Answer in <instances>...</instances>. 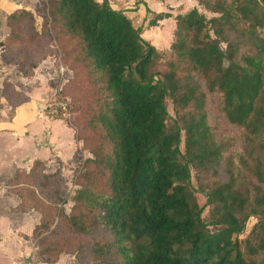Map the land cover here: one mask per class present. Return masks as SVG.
I'll list each match as a JSON object with an SVG mask.
<instances>
[{"label":"trees","instance_id":"trees-1","mask_svg":"<svg viewBox=\"0 0 264 264\" xmlns=\"http://www.w3.org/2000/svg\"><path fill=\"white\" fill-rule=\"evenodd\" d=\"M196 1L215 16L196 7L176 15L165 63L107 0H46L41 29L31 12L7 17L1 55L24 76L58 57L46 51L58 44L73 73L60 94L90 155L70 213L41 161L9 181L14 210L40 214L39 262L67 253L78 264H264V0ZM171 17L151 12L147 28ZM3 95L13 109L29 101L8 82Z\"/></svg>","mask_w":264,"mask_h":264},{"label":"crops","instance_id":"crops-1","mask_svg":"<svg viewBox=\"0 0 264 264\" xmlns=\"http://www.w3.org/2000/svg\"><path fill=\"white\" fill-rule=\"evenodd\" d=\"M107 1L113 9L124 11L137 26H142L143 33L161 28L170 19L174 20L176 28L175 16L185 14H175L173 9L177 5V8L183 5L189 10L195 7L200 9L198 3L191 0H146L144 3H137L138 0ZM44 7V0H0V264H20L36 250L33 233L40 222V214L14 210L20 199L11 192L8 184L15 173L20 169L28 171L35 161H41L45 174L58 175L63 199L72 201L76 175L84 160L90 156L83 149L82 142L77 140L74 126L45 110L72 73L69 70L61 71L58 59L47 56L26 77L16 65L5 63L1 55V42L9 31L7 17L15 11H28L38 19ZM151 12H170L173 17L160 21L158 26L147 28ZM158 37L150 36L148 41L153 44L156 39L153 45L157 49L170 48L174 34L169 40L161 36L159 41ZM7 82L29 96V101L13 109L3 95ZM71 261L70 257L62 256L54 264H69ZM38 264L47 263L38 261Z\"/></svg>","mask_w":264,"mask_h":264},{"label":"rangeland","instance_id":"rangeland-1","mask_svg":"<svg viewBox=\"0 0 264 264\" xmlns=\"http://www.w3.org/2000/svg\"><path fill=\"white\" fill-rule=\"evenodd\" d=\"M172 1V0H171ZM171 1H169V2H171ZM191 1H193V2H195V3H197L195 0H191ZM44 2H45V7H44V9H43V11H42V13H41V15L39 16V18L37 19L36 17H34L33 15V18L35 19V21H36V23H37V27L39 28V29H41L42 28V26H43V24H44V22H45V9H46V0H44ZM178 7V5L176 6V8H174L173 10L175 11V14H177V13H186L190 8H187V7H183V5L180 7V8H177ZM200 9H201V11L208 17V18H211V17H213V16H215L214 14H212V13H210V12H208V11H206L204 8H201L200 7ZM174 28H175V22H174V20L173 19H170L169 21H168V23H166L164 26H162L161 28H157L156 30H154V29H151L149 32H146V33H143V36H145V39H147V40H150L151 38H150V36H152V37H158L159 35H160V37H158V39L157 40H161L162 38H161V36H163V38L164 39H166V40H169V38H171V35L173 36V34H174ZM171 31H172V33H171ZM158 33V34H157ZM161 33H162V35H161ZM145 34H147V35H145ZM171 34V35H170ZM172 39V38H171ZM155 41H156V39H155ZM155 41L153 40V44H156L155 43ZM167 46V45H166ZM157 47V46H156ZM160 51H159V53L162 55V63H165L169 58H170V56H171V51H170V49H169V47L168 48H166L165 47V49H160V48H158ZM46 51L48 52V51H52V52H56V53H59V56L58 57H56L57 59H58V64H59V68L61 69V68H63L64 70H67L66 68H64L63 67V65H62V55H61V53H60V49H59V46H58V44L57 43H55V42H52V43H50L47 47H46ZM70 71V70H69ZM71 72V71H70ZM72 73V72H71ZM73 74V73H72ZM70 78H72V76L70 77ZM70 78H68L67 79V81L70 79ZM66 81V82H67ZM65 82V83H66ZM65 83L63 84V85H65ZM68 100H69V104H70V106H71V108H72V103H71V99L70 98H68ZM167 108H168V111H169V113H170V119H169V121H168V125H170L171 123H172V119L175 117V111H174V108H173V104H172V102L170 101V100H167ZM74 119H75V115L71 112V116H70V123H71V125L73 124V122L75 123V121H74ZM73 126H74V124H73ZM182 149L184 150V148H185V145H184V143H182ZM192 182H193V185L195 186V188H198V186H199V177H198V174H197V171L196 170H192ZM76 191V190H75ZM197 197H198V201H199V204L201 205V206H205L206 205V198H205V196L203 195V194H201V193H197ZM72 198V197H71ZM60 207H62V208H64L65 210H66V212L67 213H70L71 212V209H72V207H73V202L72 201H68V200H66V203H63V204H61V205H59ZM210 211H209V208L208 207H205V210H204V218L205 219H209L210 218V213H209ZM258 218H256V217H252L251 219H250V221H249V223H248V226H247V229H246V231L242 234V235H240V239H244V238H246L247 236H248V234H249V232H250V230H251V228L253 227V225L255 224V223H257L258 222ZM55 226V225H54ZM221 229V227L220 226H211V227H209V231H211V232H215V231H218V230H220ZM62 256H67V257H70V259H72V261L69 263V264H78V262H77V260H76V258H75V256L74 255H72V254H67V253H63L62 254Z\"/></svg>","mask_w":264,"mask_h":264},{"label":"built area","instance_id":"built-area-1","mask_svg":"<svg viewBox=\"0 0 264 264\" xmlns=\"http://www.w3.org/2000/svg\"><path fill=\"white\" fill-rule=\"evenodd\" d=\"M61 71H64L63 68H61ZM62 86L57 91L55 98L47 104L45 107V110L48 111V113L51 116H56L58 118L67 120L70 122V116H71V106L69 104V100L66 97H63L61 92ZM20 264H38V258L35 252L25 257Z\"/></svg>","mask_w":264,"mask_h":264}]
</instances>
